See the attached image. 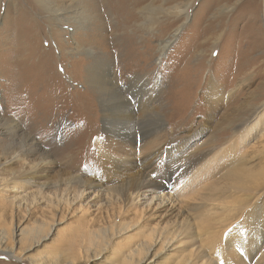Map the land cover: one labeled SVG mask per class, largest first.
<instances>
[{
  "label": "rangeland",
  "instance_id": "obj_1",
  "mask_svg": "<svg viewBox=\"0 0 264 264\" xmlns=\"http://www.w3.org/2000/svg\"><path fill=\"white\" fill-rule=\"evenodd\" d=\"M143 1L90 0L97 37L93 44L91 26L72 39L71 25L56 26L49 20L54 13L38 0H0V159L5 153L19 154L0 172V230L7 232L10 250L0 247V264H39L35 260L41 259L67 264L76 254L81 256L76 264H124L130 248L145 240L159 256L147 263L176 264L199 248L193 226L200 220L188 210L190 205L162 203L161 190L124 200L136 192L138 181H116L114 190L108 185L106 191L87 189L80 199L74 189L65 196L62 188L69 176L86 174L101 181L115 173L95 144L102 124V90L95 81L107 68L121 88L131 73L152 77L154 88L135 107L138 129L156 132L155 144L170 143L176 152L161 159L154 180L161 182L166 172L175 175L185 159L210 145L215 159L203 178L179 196L183 202L192 198L201 203L193 198L232 168L224 164L229 154L255 172L264 168V116L253 114L257 107L264 111V0ZM55 2L56 7L69 3ZM74 38L93 44L95 53L64 49L65 39L74 46ZM167 39L170 43L161 53L160 42ZM130 54L134 63L126 62ZM123 68L130 71L125 78ZM156 77L161 83L154 82ZM211 85L215 89L208 94ZM222 146H228L221 151L224 155L217 154ZM43 160L50 165L40 167L49 183L42 192L37 183L14 181L23 167ZM183 188L168 190L176 194ZM222 219L226 227L218 222L212 227L227 241L235 236L234 222L230 216ZM42 223L47 225L39 242H17V229ZM180 224L187 229L182 239L168 250L154 246L158 230L174 231ZM106 228L120 232L111 235L104 249L85 255L89 239Z\"/></svg>",
  "mask_w": 264,
  "mask_h": 264
},
{
  "label": "bare ground",
  "instance_id": "obj_2",
  "mask_svg": "<svg viewBox=\"0 0 264 264\" xmlns=\"http://www.w3.org/2000/svg\"><path fill=\"white\" fill-rule=\"evenodd\" d=\"M38 1L40 4L45 5L46 11L52 14L54 13V17L50 16L49 20L56 23V26L63 29L65 24L71 25L72 35L70 33V36H72V39L76 34L79 35L81 32L80 29L85 28L86 25L88 27L91 26L90 30L94 31V33L91 36L90 42L92 41L94 44V40L97 37L95 29L92 28L93 17L89 12L90 8L88 9L90 0H68L69 3L65 4L64 7L61 5L56 7L55 0ZM120 1L135 2V0H115V3H120ZM147 7L150 8V5H147ZM179 12L182 16H189L186 9H182ZM179 29L178 27L177 30ZM65 41L63 48L67 49L70 53H95L93 44H83L75 39L73 40L75 45L71 46ZM169 43L170 39L161 41L159 51L163 53ZM129 49H131L130 52L133 51L131 46H129ZM130 55L125 56L127 60L125 61L134 63L136 61L135 57L133 54ZM110 70L107 68L101 78L95 81L96 87H100L102 90L99 92L102 124L100 132L97 133L95 144L101 148L99 152L105 155L104 159L108 160L109 164L107 166L112 168L115 173L113 176L104 178L101 181L94 178L88 179L85 176L86 174L82 176H69L64 179L63 183L64 187L62 189L64 190L65 196L67 197L74 189L76 191V197L80 199L84 196L87 189L100 188V190L106 191L105 188L108 185L109 187L107 189L114 190L112 184L116 181H120L121 183L138 181L139 184L136 192L134 194H128V197L126 196L124 198L125 201H134L138 199L139 194H146L145 192L161 190L163 192L159 198L162 203L169 201L173 208V206L179 205L181 201L183 205L191 206L188 209L191 213H197V220H200V222L196 223L193 227L196 229V238L200 240L199 248L186 259L176 264H264V168L261 167L258 172H255L253 168L247 166L246 161H242L237 156L229 154L226 160L227 162L224 164L232 168L225 171L215 181L209 183L206 187V192H199L193 198L199 199L201 203L191 201L192 198H186L188 202H183L179 196L193 188L195 183L204 175L205 167H208L215 159V156L212 157L211 155L212 150L209 148L210 145H207L206 149L200 150L185 159L175 175L173 172H166L161 182L154 180L152 175L154 169L158 168L161 159L165 157L168 160L174 157L176 152L173 153L175 150L171 147L170 143L157 146L155 144L156 132H143L138 129L139 119H136L134 115L136 113L135 107L139 103L138 101H143L142 97H145L146 93L151 88H154V85L150 84L152 77L148 78L144 76V73H131L132 75L127 76L130 71L123 68L125 72H121V78L128 77V82L124 87L128 89L126 90L121 88V84L114 81L112 77L113 73ZM154 80L156 84L161 83L157 77ZM214 89L215 86L211 85L208 90L206 88V91L209 94ZM126 91H129V93ZM258 110L259 107L254 110L253 114L257 113L259 116L260 113V117L264 116V113H261L264 111ZM260 117L257 120L258 122H260ZM247 121L245 120L243 124H246ZM227 147H220V150H216V153L224 155L221 151L223 149L226 151ZM20 152L24 153L25 151ZM230 152L232 153V151ZM18 156L19 154L15 156L16 159ZM15 157H7L6 153L3 154V160L0 159V172L2 170L6 172V167L13 162ZM49 165L50 160H43L37 166L33 165L29 169L23 167L20 174L14 177V181H24L30 184L37 183L40 192H42L43 189L49 186V183L43 181L40 167L47 168ZM10 178L13 180V177ZM55 186L60 188L61 184H55ZM177 186L184 188L176 192V194L173 190H168L171 187L174 190L178 189L179 187ZM215 208L219 209L225 215L218 212ZM229 216L234 222L232 230L235 232V236L234 238H227L226 241L213 230L212 225L218 222L220 227H226L228 225V223L226 224L227 220L222 218H228ZM46 225L42 223L33 229H20V231L17 229V242L20 243V241L31 238L35 242H39L40 238L43 237ZM119 232L120 230L112 233L106 228L101 234H94L89 239L88 246L83 249V253L86 255L92 251L104 249V245L109 242L112 236H117ZM186 233L187 229L183 224H180L179 228L174 231L158 230L154 235V246L160 245L168 250L175 241L182 239ZM6 243L7 232L5 229H2L0 230V247L5 251H10ZM149 243L145 240L131 247L124 255V264H150L147 263L150 257L153 258L156 256L155 258L158 259V254L153 252L152 245ZM27 248L25 247L23 249L29 250L32 247ZM80 258L81 256L79 254L73 255L67 264H76V261ZM35 261L39 264H46L43 259ZM159 263L158 260L156 264Z\"/></svg>",
  "mask_w": 264,
  "mask_h": 264
}]
</instances>
